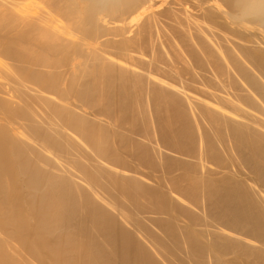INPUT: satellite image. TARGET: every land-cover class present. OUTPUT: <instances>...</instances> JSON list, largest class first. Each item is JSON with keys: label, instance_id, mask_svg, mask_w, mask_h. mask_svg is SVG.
Returning <instances> with one entry per match:
<instances>
[{"label": "bare ground", "instance_id": "obj_1", "mask_svg": "<svg viewBox=\"0 0 264 264\" xmlns=\"http://www.w3.org/2000/svg\"><path fill=\"white\" fill-rule=\"evenodd\" d=\"M0 264H264V0H0Z\"/></svg>", "mask_w": 264, "mask_h": 264}]
</instances>
